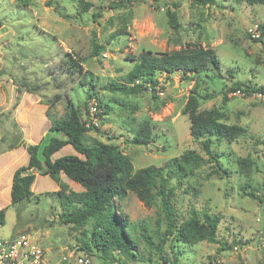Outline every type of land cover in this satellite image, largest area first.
I'll return each mask as SVG.
<instances>
[{
  "label": "rangeland",
  "instance_id": "rangeland-1",
  "mask_svg": "<svg viewBox=\"0 0 264 264\" xmlns=\"http://www.w3.org/2000/svg\"><path fill=\"white\" fill-rule=\"evenodd\" d=\"M78 1L0 0V134L4 145H12L17 136L15 145L23 142L18 124L12 118L14 110L18 109L24 128H28V117L40 131L44 111L36 103L44 104L56 94H63V100L67 98V91L79 80L72 79L62 68L67 52L80 57L83 70L97 80L92 93L127 103L126 108L115 104L108 114H102L101 109L93 115L98 131H90L89 135L117 144L130 158L134 170L148 165L161 167L188 149L207 158L203 139L190 136L189 120L181 113L188 95L195 91L200 108L218 111L223 115V122L239 125L244 132L229 143L221 141L212 146L219 154L221 166L227 169L226 175L212 174L211 163H205L188 177L167 176L174 188L172 205L176 224L187 219L192 209L219 214L217 237L230 248L221 249L219 244L206 241L190 245L168 237L162 255L169 260L176 257L174 264H264V198L259 201L246 194L248 191L256 195L263 193L264 99L232 95L231 91L223 95L236 81L264 88V36L253 39L246 33L253 23L264 27V3L215 0L213 4L200 6L189 0H84L95 6L93 10L99 15L94 20L91 10L79 12ZM167 9L176 14L178 27L175 29L168 24ZM114 33L122 34L111 37ZM93 34L97 42L105 45L98 57L90 54ZM194 44L213 49L219 68L208 66L194 78L181 72L159 74L158 80L164 89L157 93L155 100L149 91L124 96L106 90V85L113 81L122 82L131 68L133 61L127 55L143 51L169 53ZM24 80L36 87L34 92L21 87L18 94L16 86ZM71 96L76 101L85 100L82 88L72 91ZM96 101L94 96L87 101L91 117V104ZM129 103L137 106L133 113L127 106ZM51 110L53 116H63L65 101L57 102ZM129 118L131 124L127 125ZM144 121L151 128L150 145L124 142L130 137L129 127L132 124L137 127ZM51 135L59 137L55 132L45 133L38 143L42 139L43 143L47 142ZM67 154H77L70 144L55 157ZM238 159H248L249 167L242 169ZM38 176L30 199L7 207L4 224H0V237H9L18 229L28 232L44 249L43 264H73V256L77 254L90 255L93 264H104L97 252L82 250L84 227L63 223L58 217L63 209L58 198L50 193L55 181L47 175ZM63 179L65 183H72L68 184L71 190H82L65 175ZM114 205L133 224L132 234L138 240L136 260L125 264H171L163 262L155 252L148 261L147 255L153 249L140 234H146L154 245L160 242L166 221L159 198L147 207L128 191L114 199ZM110 260L112 264H124L123 257L116 254Z\"/></svg>",
  "mask_w": 264,
  "mask_h": 264
},
{
  "label": "trees",
  "instance_id": "trees-1",
  "mask_svg": "<svg viewBox=\"0 0 264 264\" xmlns=\"http://www.w3.org/2000/svg\"><path fill=\"white\" fill-rule=\"evenodd\" d=\"M189 1L200 6H208L216 2L215 0ZM235 1L248 4L264 3V0ZM78 4L79 12L91 10L94 20L99 15L96 10H93L95 6L91 2L79 0ZM171 4L176 7L175 2ZM166 16L170 27L177 28L178 22L174 10L167 9ZM1 23L0 18V25ZM259 27L260 35L264 36V27L262 25ZM122 33L111 34V37ZM90 46V54L96 57L105 49V45L97 42L94 34L90 37ZM127 58L133 61V64L121 79L122 82L113 81L106 85V90L119 92L124 96H136L142 91H149L153 100L158 97L157 93L164 89L158 80L159 74L181 72L184 76L194 78L206 67L218 69L220 64L214 50L200 44L187 45L162 54L143 51L138 55H127ZM81 61L80 57H73L69 52L64 54L62 68L72 76V79L74 77L79 79L74 86L69 88L65 100L62 99L63 94H56L45 102L39 99L47 105L46 113L50 120L49 132H55L59 137L51 135L45 143L42 139L37 144L25 145L29 155L28 163L25 166H20L13 173L10 204L14 205L30 199L33 195L30 187L36 174L49 176L58 185V190L50 192L58 198L59 205L63 209L58 217L63 223L84 227L82 235L85 238L82 239V250L87 253L97 252L100 259L105 261L104 264H112L110 258H114L115 254L123 257L124 264L126 261H135L137 257L135 247L138 240L132 234L133 224L129 222L127 216L118 212L114 205V199L123 197L128 191L133 192L147 207L152 206L156 199L160 200L166 221L163 234L159 239L160 242L154 245L146 234L140 233L148 247L153 249L147 255L148 261L152 260L155 252L163 262L170 261L171 264H174L177 260L176 257L169 260L162 255V248L168 237L190 245L206 241L219 244L221 249L230 248L228 243L217 237V229L221 220L219 214H211L206 211L199 213L192 209L191 215L187 219L180 225L176 224L172 205L174 188L169 185L170 179L167 176L170 175L171 179L188 177L193 175L192 172L195 168L205 163H211L212 174L221 177L226 175L227 169L221 166L219 154L212 149V146L213 144L218 145L221 141L231 142L243 134L244 129L239 125L223 122L221 120L223 115L214 109L200 108L197 95L195 91H192L188 95L181 113L186 115L189 120L190 136L196 140L203 139L202 148L207 158L188 149L178 157L169 159L161 167L148 165L134 170L130 158L121 151L117 144L110 141L104 142L98 137L89 135L90 131H98V127L89 121L87 101L90 97L94 96L97 99V107L102 109V114H108L116 105L126 108L127 103H122L116 98L105 99L98 96L97 92L92 93L93 88L97 85V80L93 79L91 73L83 70ZM21 87L31 93L34 92V88L36 89L24 80L22 85L16 86L18 94L21 92ZM79 88H82L85 93L84 101H76L71 96V92ZM236 89H240L244 95H251L254 92L264 93L263 86L236 81L225 89L223 95H226V91ZM59 101H65V112L63 116L55 117L52 115L51 108ZM162 103L164 104V101ZM127 106H130L131 113L137 110L136 105L129 103ZM126 124H131L130 118ZM132 126L134 125L132 124ZM132 126L128 130L130 137L124 142L138 146L150 145L153 139L149 123L144 121L137 127ZM67 144H70L77 154L51 158L53 153ZM3 145L4 139L0 137V151L4 148ZM261 146L264 147V141L261 142ZM262 155L264 157V154ZM238 163L242 169L248 168L250 164L248 159H238ZM61 173L78 183L82 190H71L69 185L61 180ZM246 194L261 201L264 198V180L261 195H256L252 191H248ZM4 219L5 209H0V224H4Z\"/></svg>",
  "mask_w": 264,
  "mask_h": 264
},
{
  "label": "crops",
  "instance_id": "crops-1",
  "mask_svg": "<svg viewBox=\"0 0 264 264\" xmlns=\"http://www.w3.org/2000/svg\"><path fill=\"white\" fill-rule=\"evenodd\" d=\"M38 108L40 110H43V128L40 131H37L35 126H32V122L29 120L27 117V122H28V128H24L22 121L20 118H18L17 112L18 109L14 110L12 114V118L15 119V121L18 124L19 127V132L21 134V139L23 142L21 144L17 145H3V149L0 151V209H5V214H6V209L10 204V191H11V184H12V176L13 173L17 168L20 166H25L28 163L29 155L25 149V145L27 143H38V141L41 139V137L45 133H49V126L50 122L46 123L48 119V116L46 115V109L47 105L42 104V103H36ZM33 115V114H31ZM26 123V122H24ZM47 124V126H46ZM49 124V125H48ZM30 126V127H29ZM29 130V131H28ZM31 132V133H29ZM2 135L0 134V137ZM12 143V142H11ZM64 147V146H63ZM62 147V148H63ZM60 148V149H62ZM59 149V150H60ZM58 150V151H59ZM56 151L55 153L52 154L51 158L55 159V154L58 152ZM39 174H36L35 179L33 184L31 185L30 189L32 192H35V180L39 177ZM63 173L60 174V178L62 181L65 182L63 179ZM67 184H72L69 181H66ZM58 190V185L56 182H53V187H52V192ZM33 192V193H34ZM5 220V219H4ZM23 231L22 229L16 230V232L11 233L9 236H13L15 233Z\"/></svg>",
  "mask_w": 264,
  "mask_h": 264
},
{
  "label": "built area",
  "instance_id": "built-area-1",
  "mask_svg": "<svg viewBox=\"0 0 264 264\" xmlns=\"http://www.w3.org/2000/svg\"><path fill=\"white\" fill-rule=\"evenodd\" d=\"M246 33L253 39L259 38V24L253 23L246 29ZM232 95H242L240 89L231 91ZM251 95L264 99V93L254 92ZM97 103L91 104V114L89 121L97 126V119L93 115L99 112ZM264 154V147H262ZM44 249L37 244L28 232L19 231L13 236L0 237V264H43ZM72 257V256H71ZM68 260L67 258H63ZM73 264H93L91 256L88 254H77L73 256Z\"/></svg>",
  "mask_w": 264,
  "mask_h": 264
},
{
  "label": "water",
  "instance_id": "water-1",
  "mask_svg": "<svg viewBox=\"0 0 264 264\" xmlns=\"http://www.w3.org/2000/svg\"><path fill=\"white\" fill-rule=\"evenodd\" d=\"M16 138L18 139L19 137L17 136ZM16 138H13L12 145H15L16 144V142H17V139Z\"/></svg>",
  "mask_w": 264,
  "mask_h": 264
}]
</instances>
